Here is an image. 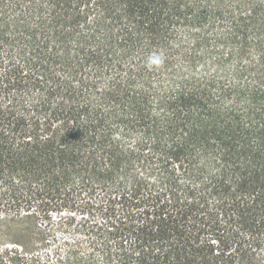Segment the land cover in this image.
<instances>
[{
  "label": "trees",
  "instance_id": "trees-1",
  "mask_svg": "<svg viewBox=\"0 0 264 264\" xmlns=\"http://www.w3.org/2000/svg\"><path fill=\"white\" fill-rule=\"evenodd\" d=\"M0 264H264V0H0Z\"/></svg>",
  "mask_w": 264,
  "mask_h": 264
},
{
  "label": "rangeland",
  "instance_id": "rangeland-1",
  "mask_svg": "<svg viewBox=\"0 0 264 264\" xmlns=\"http://www.w3.org/2000/svg\"><path fill=\"white\" fill-rule=\"evenodd\" d=\"M60 214H55V218H59Z\"/></svg>",
  "mask_w": 264,
  "mask_h": 264
}]
</instances>
